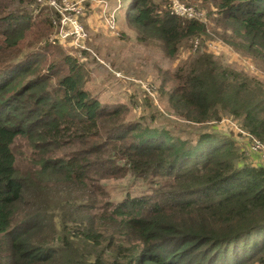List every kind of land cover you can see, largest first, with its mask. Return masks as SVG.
Masks as SVG:
<instances>
[{"label": "trees", "instance_id": "16d2710c", "mask_svg": "<svg viewBox=\"0 0 264 264\" xmlns=\"http://www.w3.org/2000/svg\"><path fill=\"white\" fill-rule=\"evenodd\" d=\"M163 1L126 0V21L175 57L208 27ZM201 1L264 62V0ZM36 3L0 0V264H264V164L248 163L231 134L193 142L127 121L124 104L109 107L86 88L77 56L49 58L53 26L45 8L34 15ZM169 81V103L186 120L229 115L264 142L258 78L201 52ZM18 140L35 154L26 172ZM130 174L151 178L154 194L115 203L103 182Z\"/></svg>", "mask_w": 264, "mask_h": 264}, {"label": "rangeland", "instance_id": "374dc122", "mask_svg": "<svg viewBox=\"0 0 264 264\" xmlns=\"http://www.w3.org/2000/svg\"><path fill=\"white\" fill-rule=\"evenodd\" d=\"M58 7L49 1H39L34 15L45 8L51 20L53 31L49 36L54 53L49 58L57 60L59 50L65 54L75 55L84 64L85 86L90 93L98 97L109 107L125 105V119L130 122H140L143 126L170 130L174 135L196 142L206 133L216 135H233L246 155L248 163H263L260 153L251 149L250 138L244 133L237 120L229 115L209 123H193L186 120L174 110L168 100L166 91L174 86L169 81L172 73L183 65L190 56L201 52L210 53L224 67L236 69L251 77H256L264 85V62L258 60L237 47L242 44L241 37L234 33L230 26L217 21L216 7L212 3L201 0H182L194 4L197 15L194 19L205 22L208 36L185 42L175 57H169L160 43L156 41L141 42L133 28L126 21V0H68L78 2L84 8L79 21L84 25L87 36L76 45L73 36L64 37L69 25L63 24V18L70 17V11H64L63 0H56ZM104 2V3H103ZM107 11L116 13L118 28L113 31L105 23L103 5ZM60 5V6H59ZM171 10L172 1L162 2ZM62 10L63 15L58 11ZM48 26V23H47ZM42 30L45 26L41 27ZM43 31L30 32L26 41L33 40ZM199 44L195 49V41ZM201 51V52H200ZM48 54H45L47 57ZM20 170L26 172L35 164V154L26 140H18L14 146ZM110 198L115 203H122L128 194L132 196L154 194L152 189L156 183L151 178H143L130 174L120 179H110L103 182ZM105 198L103 197L102 200ZM81 201L84 204L87 201ZM74 216H83L81 210L74 209ZM60 213L57 212L58 220Z\"/></svg>", "mask_w": 264, "mask_h": 264}, {"label": "built area", "instance_id": "2783aa9c", "mask_svg": "<svg viewBox=\"0 0 264 264\" xmlns=\"http://www.w3.org/2000/svg\"><path fill=\"white\" fill-rule=\"evenodd\" d=\"M39 1H49L50 4L58 7V3L56 0H39ZM172 7L171 12L179 17L194 19L197 15V10L194 4L186 3L182 0H171ZM104 3V2H103ZM63 10L70 11L72 15L70 17L63 18V24L69 25L70 30L64 34L62 31V35L64 37L73 36L76 41V45L80 46V41L87 36L84 25L79 21V16L83 14L84 8L79 5L78 2H72L68 0H63ZM60 6V5H59ZM107 5H103V12L105 16V23L109 29L115 31L118 28L116 13L111 11L109 13L107 11ZM58 11L63 15L62 10L58 9ZM198 45V40L195 41V48ZM251 141V149L259 152L262 159H264V142L259 140L256 137H253L248 132H244Z\"/></svg>", "mask_w": 264, "mask_h": 264}, {"label": "crops", "instance_id": "0c3cea01", "mask_svg": "<svg viewBox=\"0 0 264 264\" xmlns=\"http://www.w3.org/2000/svg\"><path fill=\"white\" fill-rule=\"evenodd\" d=\"M256 164H257V165H258V164L260 165L261 163H257V162H256Z\"/></svg>", "mask_w": 264, "mask_h": 264}]
</instances>
